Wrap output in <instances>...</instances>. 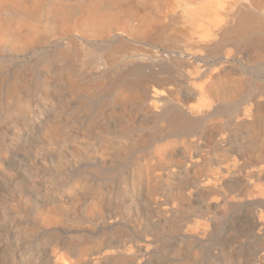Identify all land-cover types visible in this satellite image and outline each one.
<instances>
[{
    "label": "bare ground",
    "instance_id": "1",
    "mask_svg": "<svg viewBox=\"0 0 264 264\" xmlns=\"http://www.w3.org/2000/svg\"><path fill=\"white\" fill-rule=\"evenodd\" d=\"M0 264H264V0H0Z\"/></svg>",
    "mask_w": 264,
    "mask_h": 264
}]
</instances>
